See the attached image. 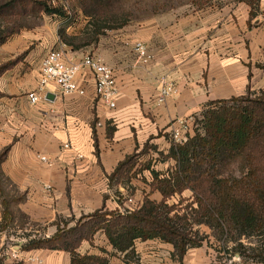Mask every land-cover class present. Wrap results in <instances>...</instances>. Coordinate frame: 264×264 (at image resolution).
Wrapping results in <instances>:
<instances>
[{
    "label": "crops",
    "instance_id": "crops-1",
    "mask_svg": "<svg viewBox=\"0 0 264 264\" xmlns=\"http://www.w3.org/2000/svg\"><path fill=\"white\" fill-rule=\"evenodd\" d=\"M251 12L247 0H223L220 6L182 15L171 10L101 38L93 54L114 70L121 90L115 109L95 99L87 70L82 78L85 96L64 95L50 85L42 92L44 98L32 104L28 94L38 91L42 60L57 40L50 42L25 29L0 46V67L9 64L0 75V152L10 148L1 168L24 198L15 209L42 228L41 238L53 236L60 220H73V227L81 217L102 209L122 212L129 197L163 200L159 191L151 192L152 171L166 174L175 166L167 158L173 145L172 123L196 120L212 102L264 91V69L258 67L264 65V20L256 14L251 18ZM138 42L147 46L152 60L139 59ZM68 51L76 60L88 55ZM163 79L174 82L176 92L160 103ZM48 94L54 98L48 99ZM146 144L152 150L139 157L131 181L111 183L118 165ZM157 153L165 156L166 170L157 163ZM39 155L54 165L48 166ZM150 160L151 166L138 171L140 163ZM2 220L0 200V226ZM206 240L188 249L183 261L174 245L159 239L137 240L135 257L126 258L100 230L82 242L77 254L106 259L108 264H228ZM23 245L12 243L0 230V264H72L69 252L26 251ZM17 248L18 260L11 257Z\"/></svg>",
    "mask_w": 264,
    "mask_h": 264
},
{
    "label": "trees",
    "instance_id": "trees-1",
    "mask_svg": "<svg viewBox=\"0 0 264 264\" xmlns=\"http://www.w3.org/2000/svg\"><path fill=\"white\" fill-rule=\"evenodd\" d=\"M90 3L94 7V15L86 13L93 20L89 25L94 27V41H99L106 31L121 29L129 23L128 15L119 16L111 11L108 6L111 0H91ZM249 4L252 6L253 2ZM42 12L65 17L62 9L52 8L46 0L0 1V46L29 29V25L19 22ZM254 15L251 12V18ZM8 66L0 67V75ZM258 67L264 69V65ZM231 103L239 104L229 106ZM201 117L202 120L196 118L195 121L202 124L203 132L198 130L183 145L173 143L171 146L167 158L173 159L175 166L166 174L152 171L151 192L159 191L163 195L160 203L145 198L137 211L102 209L81 217L73 227H69L73 220H60L53 236L32 239L28 234L22 248L26 251H66L73 256L72 264H108L106 259L77 254L83 241L92 240L102 230L117 253L125 254L126 258L135 257L137 240L159 239L174 245L176 256L183 261L188 249L202 246L203 239L193 235L192 229L206 225L216 231L219 241L235 245L232 253L264 262V91L260 96L256 92H248L243 97L212 102ZM149 148L146 144L140 153L122 161L110 176L111 183L130 182L136 175L133 172L139 157ZM9 150L8 147L0 152L3 223L10 217L15 218L12 207L24 200L16 189L14 197L5 194L3 182L10 181L2 172L1 165ZM231 163L240 165L239 177H224L216 170ZM188 190L192 192V206L196 204L197 208H192L190 216L180 215L177 210L179 204H171L170 201ZM255 238L262 245H244V239L250 241Z\"/></svg>",
    "mask_w": 264,
    "mask_h": 264
},
{
    "label": "rangeland",
    "instance_id": "rangeland-1",
    "mask_svg": "<svg viewBox=\"0 0 264 264\" xmlns=\"http://www.w3.org/2000/svg\"><path fill=\"white\" fill-rule=\"evenodd\" d=\"M90 1L91 0H46L48 5L52 8L62 9V11L65 13V17H60L59 15H48L42 12L41 14L33 15L27 18V20L24 22H19V24L29 25V29L33 30L36 35H42L43 39L47 38L50 42L52 40L54 43L57 40V44L53 46L50 45L49 50L58 49L62 46H65L67 49L72 51H80L94 55L93 52L98 45V41L93 40L94 27L89 25V22H92L93 20H91L92 18L88 16V13H86L91 12L90 14L94 15V7L91 5ZM247 1L253 2L251 6L252 12L261 16V18L264 20V0ZM222 2L223 0H111V5L108 4V6H110L111 11L118 14L119 16H122V14L128 15L129 23L124 26L128 27L137 25L138 23H144L145 21L149 22L153 18L171 10H177L178 15H182L185 13L194 12L198 9L220 6ZM5 25L7 26L8 24L5 23ZM118 30L120 29L106 31L104 35L99 38V40L106 37L108 34L114 33L113 31ZM65 38H67V42L65 41ZM35 43H38V41H35ZM256 94L257 96H260L261 91L256 92ZM238 104L231 103L229 106H238ZM198 118L199 120H202L201 116ZM198 130L203 132L202 124L200 122H197L194 132L196 133ZM149 150H152V148L150 147L146 153H149ZM155 159L157 160V163H160V165L163 166L164 170H166L165 166H169L167 165V162L164 161V155H158L157 153V157ZM154 160L143 161L140 163L138 166V171L142 172L145 168H147V166H151ZM216 170L219 171L221 176L231 178L240 176L241 167L238 163H231L223 166L221 165L220 167L216 168ZM140 180L144 182V177H141ZM3 187L5 188L6 196L14 197L17 195L10 183L4 181ZM192 201L193 196L187 191L183 193L182 196L173 198L170 203L179 204L177 210L180 212V215L189 214L190 216L192 208H197L196 204L192 206ZM11 211H13V216L15 218L10 217L7 219V222L4 223L2 220L0 230H5L7 232L8 238L12 239V243L16 244L21 242L25 244L27 240L26 235L28 234L32 236V239L41 238L38 234V232L42 230L41 227H37L35 224L30 223L28 219L24 218L22 214L14 207H12ZM4 226H6V228L3 229ZM189 230L190 229L188 228V231ZM192 233L193 235L197 236L198 239L202 238L203 242L206 239V242L208 243L212 241V245H214L212 246L213 250L220 251V253L223 254V258L227 260L226 262L228 264H264V262H261L259 259L254 261L248 258H243L238 255V253L233 255L234 253H232V250H228L226 248L232 249L235 245L232 243H224L219 241L216 237V231L210 229L206 225L195 226L192 229ZM209 237L212 238L208 239ZM258 241L259 240L257 238L250 241L244 239L243 243L246 246H250V244H255L257 246L262 245V242Z\"/></svg>",
    "mask_w": 264,
    "mask_h": 264
},
{
    "label": "built area",
    "instance_id": "built-area-1",
    "mask_svg": "<svg viewBox=\"0 0 264 264\" xmlns=\"http://www.w3.org/2000/svg\"><path fill=\"white\" fill-rule=\"evenodd\" d=\"M135 51L143 62L152 60L147 46L138 42L135 45ZM91 73V77L95 87V99L104 106L115 109L119 96L121 94L120 87L115 77L114 70L106 64L100 57L88 54L76 60L65 46L51 50L42 60L41 72L42 79L38 91L28 94V98L32 104L39 103L43 98L42 92L50 85L58 87L64 95L78 94L86 95V89L82 85V78L85 71ZM176 92L174 82L163 79L160 83V92L158 101L164 103L167 98ZM97 126H102L98 122ZM196 128L195 120L179 119L172 123L171 139L176 145H183L194 135ZM68 148V145H65ZM39 159L48 166H53L54 161L45 155H39ZM46 189L50 190L51 186ZM144 200H137L132 197L127 199L128 206L125 208L131 212L139 210L143 206ZM124 209V210H125ZM123 210V211H124ZM19 250H14L11 254L13 259H19ZM36 261L38 258H32Z\"/></svg>",
    "mask_w": 264,
    "mask_h": 264
},
{
    "label": "water",
    "instance_id": "water-1",
    "mask_svg": "<svg viewBox=\"0 0 264 264\" xmlns=\"http://www.w3.org/2000/svg\"><path fill=\"white\" fill-rule=\"evenodd\" d=\"M47 98L52 100V99L54 98V96H53V95H50V94H48V95H47Z\"/></svg>",
    "mask_w": 264,
    "mask_h": 264
}]
</instances>
